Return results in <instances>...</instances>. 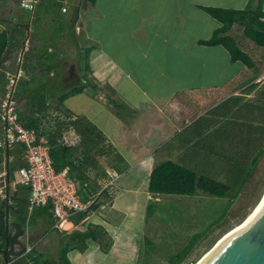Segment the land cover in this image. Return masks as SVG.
Segmentation results:
<instances>
[{
  "label": "crops",
  "instance_id": "1",
  "mask_svg": "<svg viewBox=\"0 0 264 264\" xmlns=\"http://www.w3.org/2000/svg\"><path fill=\"white\" fill-rule=\"evenodd\" d=\"M88 2L90 17H87L88 7L82 11L86 13L85 21L80 20L78 10L77 23L81 21L86 36L84 41L87 40L91 48L87 58L88 76L100 89L97 93L85 89L77 94L86 92L96 107H88L82 112L65 104L64 107L72 113L71 119L84 116L102 132L105 143L117 159L118 172L125 166L141 167L149 177L156 165L173 161L197 174L226 183L224 176L232 175L240 166L239 162L249 170L264 146V82L257 81L262 70L258 66L247 68L240 61H231L229 52L222 45L200 43L209 39L221 25L204 7L243 9L249 0ZM5 29H24L28 38L31 20L19 13L14 27H2L0 32ZM27 38L19 41L22 48ZM22 57L20 54L19 69ZM6 80L4 73L2 82ZM2 98L0 95V102ZM55 102L52 100L50 105ZM113 105L120 110L114 109ZM1 130L0 124V135ZM64 134L74 141L71 143L78 141L73 129ZM4 147L0 146L3 148L0 169H8L12 177V170L24 164L23 146L17 143L5 150ZM147 184L142 194H138L142 190L121 175L109 200L91 208L78 224L66 220L71 224L67 230L62 224L58 226L53 217L52 221L35 216L31 228L26 225L27 234L34 238L29 244L36 247L42 237L39 231L43 230L57 252L58 231H84L88 225H99L111 239L109 251L102 252L98 242L87 239V248L83 252L78 249L68 251L70 264H97L95 258L101 262L109 260L111 255L127 254L124 237L119 235L127 219L126 213L119 219L110 205L121 198L139 201L137 199L143 197L141 201L146 211L141 214L142 220L132 222H141L145 228L158 213H162L157 209L160 203L172 204L178 196H185L152 194L147 191ZM25 190L23 185L9 187L5 200L8 211L5 212V207L2 209V218L11 234L16 228L12 226L14 219L9 206H16L17 201L12 197L24 194ZM143 240L147 248L151 241L146 236ZM119 245L123 248L120 251L117 250Z\"/></svg>",
  "mask_w": 264,
  "mask_h": 264
},
{
  "label": "trees",
  "instance_id": "2",
  "mask_svg": "<svg viewBox=\"0 0 264 264\" xmlns=\"http://www.w3.org/2000/svg\"><path fill=\"white\" fill-rule=\"evenodd\" d=\"M88 1L93 2V0ZM28 4L30 5L28 7L21 5V14L30 18L33 31L41 26V21L55 6L59 7L61 13L62 0H32ZM262 4L263 0H249L243 9L204 7V10L219 21L221 25L209 39L201 40L200 43L203 45H222L229 52L231 61H240L247 68L258 66L259 69L263 70L264 11ZM26 8L28 13L24 10ZM63 18V16L55 18L53 15L51 23L54 24V28L52 33L45 35L40 40L42 45L28 48L24 52L20 68L21 75L16 81L12 101L14 111L22 126L35 132L37 143L40 139L44 140L54 169L61 171L67 168L68 175L77 185L79 196L82 200H87L98 190V182L101 181L99 178L104 179L107 176L104 170H100L99 158L108 156L111 153V147L105 143L102 132L86 117L77 116L75 119H71L72 113L64 107L63 102L69 95L81 93L85 89L97 93L100 88L88 76L87 58L91 48L80 45L79 37L74 34L78 21V11L71 22H66ZM23 35L24 29L19 31L5 29L0 32V62L9 46L13 43L19 46L24 39ZM35 36L37 35L33 34V37ZM68 36L73 38V41L68 42L69 45L78 50L80 57L78 59L79 75L73 78L70 83L64 79L61 69L62 56L60 55L61 41L65 38L68 40L70 38ZM243 40L248 42L259 54L254 57L252 52L247 50L246 45H243ZM81 64H83V68L80 66ZM3 78L4 73L0 77L1 97L4 96L8 83V80L5 83L2 82ZM54 99L56 100L55 104L50 105ZM108 99L111 101L110 98ZM113 103L117 104L116 102ZM70 129H73L78 137L77 144L67 145L63 140L64 133ZM263 155L264 146L255 156L249 172L244 176L235 196L229 199L225 210L202 231L193 234L179 252L172 254L169 257L171 264H180L184 261L207 231L214 225L222 223L235 199L242 191L254 166ZM92 167L96 168L93 177L89 174ZM24 187L26 189L24 194L11 196L17 201L16 206H9L13 214L12 226L16 228L15 233L11 234L5 228L3 218H0V256L2 257L0 264H6L3 254L6 246L9 264H70L67 257L68 251L78 249L83 252L87 248V239L98 242L100 248L105 252L110 248L111 239L106 230L99 225H88L84 231H58L60 238L57 261H50L36 247L24 253L25 245L21 238L25 233L24 227L30 220H33L35 216H42L49 220H52V217L55 218L50 206L36 207L28 215V188ZM147 191L152 194L175 195H194L197 191H201L210 196L226 197L229 195L230 187L227 183L197 174L173 161H165L151 170ZM107 198L103 200H107ZM97 205L92 206V208ZM4 207L5 200L0 199V209L2 210ZM85 216L86 213H77L70 216L69 220L73 224H78ZM149 244L150 248H148L151 250V254L154 247L152 248L151 243ZM17 246L19 248H16ZM14 257L16 260L12 261Z\"/></svg>",
  "mask_w": 264,
  "mask_h": 264
},
{
  "label": "rangeland",
  "instance_id": "3",
  "mask_svg": "<svg viewBox=\"0 0 264 264\" xmlns=\"http://www.w3.org/2000/svg\"><path fill=\"white\" fill-rule=\"evenodd\" d=\"M21 3L22 0H0V29L2 27L11 29L17 22V17L21 13ZM89 5L88 0H62V4L59 7L55 6L50 13H48L45 18L41 21V26L29 32L31 35L27 38V31L24 30V39L27 38L25 50L28 48H35L40 44V40L47 34L52 33L54 24L51 23L53 15L55 18L63 16L66 22H71L76 12L79 10L80 20L86 18L85 14L82 13ZM25 12L28 10L24 9ZM87 17L90 16V8L88 7ZM28 13V12H26ZM23 17L25 14H22ZM27 18V17H26ZM85 21V20H84ZM77 25H79L77 27ZM33 34L37 36L33 37ZM74 34L79 37L80 45L88 46V41L86 38L84 29L82 28L81 21L76 22V27ZM70 37V36H68ZM23 39V40H24ZM73 41L72 36L70 38H65L61 41V50L60 55L62 56L61 60V69L64 74V79L67 83H70L73 78L79 75V62L80 58L78 55V50L73 46L69 45L68 42ZM243 45H246V48L249 52H252L253 56H257L259 53L254 50V48L247 42L243 40ZM21 46V48H20ZM40 47V46H39ZM22 45L9 46L8 51L4 54L0 62V73H6V78H10L12 75L20 72L18 69L20 54L22 51ZM109 49V48H108ZM83 68V64L80 65ZM76 81V80H74ZM90 96L86 92L84 94H77L70 96L65 100V106L76 111L82 112L86 108L96 105H92V101L89 99ZM114 109L120 110V107H115ZM107 115L110 116L108 111ZM98 121V118L96 119ZM65 135V134H64ZM65 144L74 145V142L68 134H66ZM4 139L3 132L1 130L0 140ZM76 139L78 137L76 135ZM6 147H4L5 150ZM3 153V148H0V155ZM236 171L232 175L224 176L226 177V183L230 187L229 195L226 197H215L206 195L201 191L197 192V195L190 196L185 195L184 197L178 196L177 201L170 203H160L157 209L162 213H158L152 222L144 224L141 222H132L134 219L142 220L143 212L146 211V206L143 205V197L138 198L137 200H129L126 198H121L117 200L114 204L110 205L111 208H114L112 211L115 216L121 219L123 213H126L124 216H127V219L124 221L123 228L120 230V236L123 238V243L125 244L124 251L127 254H117L111 255L109 260L101 261L96 259L98 264H171L169 257L172 254L179 252L191 238V236L197 232L202 231L208 224L213 220L217 219L219 215L225 210L229 199L233 198L238 191L240 184L244 176L249 172L247 167L243 165L242 162H239ZM100 170H104L106 175L108 172L117 170L118 172V163L114 154L110 153L108 156L99 158ZM93 168V167H92ZM90 169L89 174L93 177L94 170L96 168ZM121 171V172H120ZM120 173L123 179L129 178V182L134 183L142 191L138 194H142L144 191L143 188L146 186L148 181V176L145 173V169L141 167H130L125 166L120 169ZM13 176L18 178L17 169L12 170ZM246 173V174H245ZM102 180L103 178H99ZM221 179V178H220ZM120 182V181H119ZM117 183V182H116ZM264 193V155L261 158V161L256 164L251 172L247 182L245 183L242 191L239 193L235 199L233 205L229 209L226 218L222 221L220 225H214L210 228L206 235L200 239L194 246L191 253L187 258L182 261L180 264H195L199 259H201L219 240V238L228 230L238 225L243 221L246 216L254 209L260 200L261 196ZM110 195L106 194L103 198L99 200V203L103 201H108ZM141 196V195H140ZM107 200H103L106 199ZM183 198V199H182ZM185 200V201H184ZM146 203H148L146 201ZM111 210V209H110ZM32 219L27 224L31 228ZM27 227V228H28ZM63 229H65L62 226ZM25 233L23 235L22 243H31L34 238H31L30 234L26 232V226L24 227ZM39 242L36 245V248L39 252H43L45 257L50 261H57L58 255L56 248L51 241L49 240L48 234H45L43 230H40ZM146 236L147 240L151 241L152 248L154 247L153 252L150 254V247L146 248L143 237ZM120 243V242H119ZM127 245V246H126ZM133 245V246H131ZM150 245V244H149ZM16 248H19L17 246ZM121 245L118 247V251L122 250ZM102 251V250H101ZM109 249L105 252L107 253ZM104 252V251H102ZM104 254V253H102ZM73 257V256H72ZM2 257L0 256V262ZM13 263V262H12ZM3 264V263H1Z\"/></svg>",
  "mask_w": 264,
  "mask_h": 264
},
{
  "label": "built area",
  "instance_id": "4",
  "mask_svg": "<svg viewBox=\"0 0 264 264\" xmlns=\"http://www.w3.org/2000/svg\"><path fill=\"white\" fill-rule=\"evenodd\" d=\"M30 1L32 0H22L21 5L28 7ZM20 75L21 73L18 71L17 74L7 78L6 91L0 102V124L4 135L0 146L8 147L17 143L21 144L24 164L17 169L18 178L11 177L8 169H0V199L6 200L7 186L9 188L19 184L24 185L28 188V213L36 207L50 206L56 224L61 226L70 216L89 212L92 206L98 204L106 194L111 195L121 173L109 172L104 179L98 182L99 187L95 194L89 196L87 200H82L77 192L76 183L68 175L67 168L56 171L44 140L40 139L37 143L35 132L24 128L18 120L12 96ZM257 81L264 82V68ZM63 140L65 141L64 137ZM32 248L33 246L27 242L24 253L29 252Z\"/></svg>",
  "mask_w": 264,
  "mask_h": 264
},
{
  "label": "water",
  "instance_id": "5",
  "mask_svg": "<svg viewBox=\"0 0 264 264\" xmlns=\"http://www.w3.org/2000/svg\"><path fill=\"white\" fill-rule=\"evenodd\" d=\"M24 50L25 46L21 55ZM8 191L7 186L6 200ZM5 209L7 212V205ZM6 251L7 246L3 254L9 264ZM199 264H264V200L246 224L220 241Z\"/></svg>",
  "mask_w": 264,
  "mask_h": 264
},
{
  "label": "bare ground",
  "instance_id": "6",
  "mask_svg": "<svg viewBox=\"0 0 264 264\" xmlns=\"http://www.w3.org/2000/svg\"><path fill=\"white\" fill-rule=\"evenodd\" d=\"M264 200V193L261 196L260 200L258 201L257 205L254 207V209L246 216V218L241 221L238 225L234 226L233 228H231L230 230H228L227 232H225L220 238L219 240L215 243V245L201 258L199 259L195 264H199L216 246L217 244L222 241L225 237H227L229 234H231L232 232L236 231L237 229H239L240 227H242L244 224H246L249 219L255 214V212L257 211V209L259 208V206L262 204ZM62 226L65 229H69L71 227V224L67 221H64L62 223Z\"/></svg>",
  "mask_w": 264,
  "mask_h": 264
},
{
  "label": "flooded vegetation",
  "instance_id": "7",
  "mask_svg": "<svg viewBox=\"0 0 264 264\" xmlns=\"http://www.w3.org/2000/svg\"><path fill=\"white\" fill-rule=\"evenodd\" d=\"M3 211L0 209V218H2Z\"/></svg>",
  "mask_w": 264,
  "mask_h": 264
}]
</instances>
